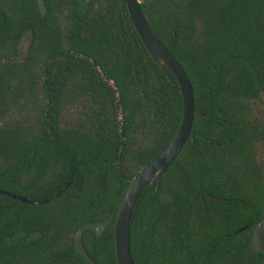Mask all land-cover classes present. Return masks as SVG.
I'll return each instance as SVG.
<instances>
[{
    "label": "trees",
    "instance_id": "trees-1",
    "mask_svg": "<svg viewBox=\"0 0 264 264\" xmlns=\"http://www.w3.org/2000/svg\"><path fill=\"white\" fill-rule=\"evenodd\" d=\"M192 86L189 138L130 219L134 264H261L264 0H139ZM0 0V264H91L84 223L116 216L134 176L175 135L177 81L145 48L124 0ZM29 36L24 57L19 44ZM117 264L114 223L82 237Z\"/></svg>",
    "mask_w": 264,
    "mask_h": 264
},
{
    "label": "water",
    "instance_id": "water-1",
    "mask_svg": "<svg viewBox=\"0 0 264 264\" xmlns=\"http://www.w3.org/2000/svg\"><path fill=\"white\" fill-rule=\"evenodd\" d=\"M124 1L134 27L150 56L159 67H166L177 81L182 97V118L175 135L165 149L155 159L146 164L131 180L116 216L111 215L102 221L84 223L76 230L74 235V249L91 264L95 263L88 256L83 246L82 237L84 232L92 230L96 234V237H99L112 223H114L116 263L134 264L130 252L129 239L130 219L133 207L143 189L158 181L178 156L189 138L195 117L192 86L185 71L175 57L163 46L151 31L142 13L140 1ZM36 2L41 15L44 16L46 13L44 0H36ZM65 189L66 186L56 191L55 195L51 196L49 199L43 201H32L2 190H0V195L8 196L23 204L39 205L45 204L58 197ZM251 246L254 251L262 254L263 259L261 264H264V217L254 228Z\"/></svg>",
    "mask_w": 264,
    "mask_h": 264
},
{
    "label": "rangeland",
    "instance_id": "rangeland-1",
    "mask_svg": "<svg viewBox=\"0 0 264 264\" xmlns=\"http://www.w3.org/2000/svg\"><path fill=\"white\" fill-rule=\"evenodd\" d=\"M28 44H29V36L26 35L25 37H23L18 47L19 55L21 58L24 57ZM253 110L257 116L264 117V102L253 105Z\"/></svg>",
    "mask_w": 264,
    "mask_h": 264
}]
</instances>
